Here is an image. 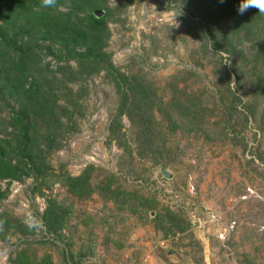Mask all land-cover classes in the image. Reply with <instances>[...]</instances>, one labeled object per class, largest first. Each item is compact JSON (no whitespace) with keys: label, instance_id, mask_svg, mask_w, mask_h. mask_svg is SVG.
<instances>
[{"label":"rangeland","instance_id":"374dc122","mask_svg":"<svg viewBox=\"0 0 264 264\" xmlns=\"http://www.w3.org/2000/svg\"><path fill=\"white\" fill-rule=\"evenodd\" d=\"M69 1L58 12L87 14ZM93 1L110 12L113 71L157 90L143 94L153 141L139 148L114 118L104 71L0 47V148L17 167L0 179V264H264V15H238L240 0ZM208 25L239 56L213 51ZM6 105L27 108L30 158Z\"/></svg>","mask_w":264,"mask_h":264},{"label":"trees","instance_id":"16d2710c","mask_svg":"<svg viewBox=\"0 0 264 264\" xmlns=\"http://www.w3.org/2000/svg\"><path fill=\"white\" fill-rule=\"evenodd\" d=\"M59 1L54 0V5L51 7H43L42 0H0V19L2 21L0 24V47L5 50L3 51L5 57L9 56L12 60V56L14 58L28 57L41 53L43 50L46 52L52 50L57 56H62L67 61H73L82 73L85 72L89 75L104 71L110 79L112 78L111 82L118 94L114 118L119 119L121 116H125L128 119L135 129V139L139 143V148L144 149L153 141L151 110L154 99L147 101L143 98V94L147 90H152L156 95L157 90L136 77L128 80L122 73L113 71L101 47V42L106 39L108 33L107 23L110 12L107 9L102 10L104 15L98 19L93 15V12L97 10L94 8L93 0H71L68 4H72V6L74 3L75 6L85 5L87 14L83 15L75 8H72L71 12L60 13L57 8L62 3H58ZM208 28L209 25L204 29V32L207 33L209 40L211 38L210 45L213 51L239 56L242 50L219 46L212 37V31ZM219 31L223 35H221V39L225 44L226 36L221 29ZM39 42L48 43V46L44 47ZM235 51L236 53H234ZM226 75L229 77V74L226 73ZM23 79L26 81L25 77H20L17 86ZM29 90L24 95L29 97V105H32L33 109L40 107L43 110L40 98L45 100L46 97L43 94L40 96V91H33V87H30ZM54 106L55 103L53 108ZM6 107L12 114V127L15 129L17 127L20 133L17 140L18 156L22 159L30 158L27 151L30 148L27 108L16 113L9 105ZM141 149L140 153H142ZM16 168L5 160V152L0 148V179L6 178L3 176L10 174L9 170ZM74 183L78 184L75 181ZM172 229L173 227L170 228L171 231H173Z\"/></svg>","mask_w":264,"mask_h":264},{"label":"clouds","instance_id":"9594fccd","mask_svg":"<svg viewBox=\"0 0 264 264\" xmlns=\"http://www.w3.org/2000/svg\"><path fill=\"white\" fill-rule=\"evenodd\" d=\"M224 0H220L223 3ZM54 5V0H42L43 7H51ZM249 8L258 9L261 15H264V0H240L236 9L238 15H243Z\"/></svg>","mask_w":264,"mask_h":264},{"label":"water","instance_id":"95a60500","mask_svg":"<svg viewBox=\"0 0 264 264\" xmlns=\"http://www.w3.org/2000/svg\"><path fill=\"white\" fill-rule=\"evenodd\" d=\"M93 15L96 17V18H102L103 15H104V12L102 10H96L93 12ZM161 174L166 178V179H169V174L164 170V169H161Z\"/></svg>","mask_w":264,"mask_h":264}]
</instances>
